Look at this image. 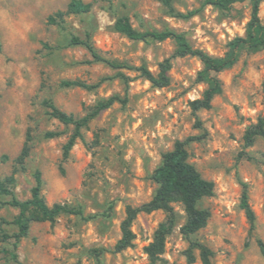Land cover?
Listing matches in <instances>:
<instances>
[{"label": "rangeland", "instance_id": "374dc122", "mask_svg": "<svg viewBox=\"0 0 264 264\" xmlns=\"http://www.w3.org/2000/svg\"><path fill=\"white\" fill-rule=\"evenodd\" d=\"M69 1L0 0V179L25 200L38 171L48 205L82 210V215L59 214L53 222L32 220L14 248L13 219L19 210L6 203L9 195L0 194V264H201L198 250L195 260L187 261L189 240L207 245L213 264H264L257 244V239L264 242V139L243 145L245 129L264 115V45L240 50L231 67L215 73L222 92L210 108L193 111L191 102L205 88L197 78L201 61L172 56L171 38L133 40L113 26L126 16L138 31L173 29L193 47L222 56L229 41L245 36L251 1L218 8L204 0H170V7L161 0H83L91 8L77 14L66 12ZM192 10L190 17L174 15ZM57 11L64 12L63 21L48 22ZM258 15L264 24V0ZM73 35L119 66L95 60L83 44L70 42ZM166 58L171 68L164 87L152 86L136 70L143 65L157 73ZM72 80L90 88L63 84ZM114 96L118 99L78 131L49 113L54 105L83 118ZM73 134L64 158L63 146ZM191 135L200 138L188 143V161L214 183L213 194L199 203L210 212L206 225L184 236V206L173 201L172 215L162 209L137 213L132 244L117 250L126 206L151 198L156 188L151 174L162 154ZM26 140L28 155L20 160ZM244 186L256 217L251 234L240 207ZM161 223L171 227L163 253L151 263L145 247Z\"/></svg>", "mask_w": 264, "mask_h": 264}, {"label": "trees", "instance_id": "16d2710c", "mask_svg": "<svg viewBox=\"0 0 264 264\" xmlns=\"http://www.w3.org/2000/svg\"><path fill=\"white\" fill-rule=\"evenodd\" d=\"M166 6L170 7V0H161ZM236 0H204V4H211L218 8H225L228 4H231ZM251 1V16L247 24L245 36H236L228 43V49L222 56H213L203 51L200 48L193 47L185 35L181 32H177L173 29H163L161 31H138L135 29L128 17H117L114 21V29L126 37L133 40L146 41L148 39L164 40L171 38L175 42V49L172 56H196L202 63V68L197 74L198 80L205 83V88L200 98L194 99L191 102L193 111L199 109H208L211 107L212 99L215 95L222 92V87L219 79L215 73H218L226 68L231 67L238 59L240 50L246 48L250 50H258L264 45V24L261 22L258 11L261 0ZM91 8V4L84 2L83 0H70L67 4L66 12L68 13H84L88 12ZM195 10L187 13L177 12L174 15L179 17H190L195 14ZM62 11L48 16V22L58 23L63 21ZM70 42L74 44H83L91 53L93 58L97 61H104L112 66H119L111 63L109 60L100 56L93 45L85 40H80L77 36H71ZM1 49V40H0ZM171 68L170 58H166L158 65L157 73L151 72L145 66H138L136 70L142 77L150 82L152 86L164 87L169 83L168 71ZM63 84L68 86H80L83 88H90L84 82L72 80L64 81ZM118 97H110L108 100L98 104L93 113L83 118H74L72 115L59 111L54 105H49L50 115L57 118L64 124H73L76 131L82 125H85L87 121L93 115L97 114L103 108L108 107ZM195 126L202 128L199 119H196ZM50 135L52 133H49ZM77 134V133H76ZM76 134L70 136L67 142L63 146V157H67L71 147L74 144ZM257 137L264 139V115L258 120L250 124L243 134V145L245 148L253 145ZM197 135H191L183 140H176L172 149L162 154L161 162L154 168L151 178L156 184V188L151 198L137 206L133 207L127 205L125 208V217L121 221V238L116 244V249L120 250L126 248L132 244L134 234L131 231V224L135 216L139 212H151L157 209L165 210L169 215L173 214L171 203L173 201H181L186 213L185 222L181 225L180 231L186 236L190 237L199 229L203 228L210 216V212L207 208L199 206L200 201L207 196H211L214 192V183L211 180L203 178L196 168L188 161L187 145L188 143L199 139ZM28 155L27 140L21 149L19 159L23 160ZM35 184L31 188V196L28 199H18L5 181L0 179V194L9 195L10 199L7 204L18 208L19 212L13 219V224L17 227V231L13 234V247L15 248L22 237L28 234L30 222L34 221H50L53 222L59 214H77L82 215L80 208H74L64 203H53L48 205L41 194V176L37 171L34 173ZM8 180H11L8 179ZM240 207L244 210L245 216L249 221V231L251 234L255 228V214L248 202V194L246 187H243L240 199ZM171 224L168 225L161 223L156 229L153 240L145 247V252L148 255L151 263H154L159 254L163 253L165 246V236L169 232ZM257 244L260 251L264 254V242L261 239H257ZM194 250H198V256L201 264H213L212 263V250L205 244L197 240H189V246L186 250L187 261L189 263L195 260ZM9 256L12 259H17L15 252H9Z\"/></svg>", "mask_w": 264, "mask_h": 264}]
</instances>
